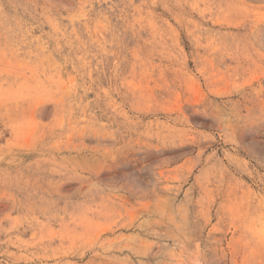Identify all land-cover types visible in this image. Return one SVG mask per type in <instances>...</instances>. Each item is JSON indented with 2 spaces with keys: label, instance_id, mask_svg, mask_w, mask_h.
<instances>
[{
  "label": "rangeland",
  "instance_id": "rangeland-1",
  "mask_svg": "<svg viewBox=\"0 0 264 264\" xmlns=\"http://www.w3.org/2000/svg\"><path fill=\"white\" fill-rule=\"evenodd\" d=\"M0 264H264V0H0Z\"/></svg>",
  "mask_w": 264,
  "mask_h": 264
}]
</instances>
